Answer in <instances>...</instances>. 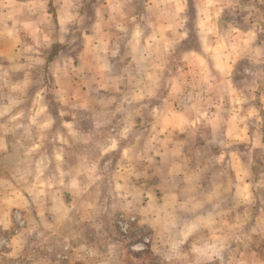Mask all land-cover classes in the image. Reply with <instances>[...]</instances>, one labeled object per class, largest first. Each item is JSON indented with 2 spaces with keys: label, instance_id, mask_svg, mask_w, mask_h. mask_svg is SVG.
<instances>
[{
  "label": "crops",
  "instance_id": "obj_1",
  "mask_svg": "<svg viewBox=\"0 0 264 264\" xmlns=\"http://www.w3.org/2000/svg\"><path fill=\"white\" fill-rule=\"evenodd\" d=\"M76 1L0 0V79H12L15 74L18 79L7 91L26 95L43 76L52 81L68 78L71 84L64 90L70 101L72 98L78 102L77 95L84 94L85 100H81L84 102L78 105L90 113L88 117L93 111L105 116L107 120L99 126H108L112 133L93 138L86 132L79 137L86 148L93 140L99 141L101 159L90 161L87 148L84 164L79 158L78 170L86 174L102 172L105 164L102 158L117 154L116 172L123 170L129 180L124 203L150 208L148 214L152 215L157 214L155 206L168 199L172 206L165 215L173 221L176 206L191 205L187 199L180 201L178 195L187 188V175L196 170L208 172L205 166L177 161L180 157L188 159L191 154L186 153L193 147L197 156L194 132L209 130L208 138L199 136L203 147L215 141L220 133L229 145L244 146V152L233 151L229 156L234 189L238 186L247 190L253 169L246 158L251 156L253 145H259L254 143L263 140L258 128L262 125L260 114L264 112V41H258V34L251 28L236 30L231 24L223 28L222 17L230 13L225 0H192V26L188 0H95L85 24L79 18ZM80 24L82 48L73 54L77 41L70 30ZM222 29L230 35L223 34ZM192 34L198 40L195 48L188 46ZM242 60L260 67L261 78L241 83V79L251 77L245 69H238ZM43 70L47 72L39 76ZM189 76L201 80L208 98L203 103L178 109L174 98L188 86ZM83 80L85 85L80 86ZM43 92L39 88L35 93L37 96ZM98 94L106 99L93 101ZM85 123L98 124L95 120ZM75 125V118L68 121L69 127ZM71 131L77 134L75 128ZM174 132L182 134V142L177 141ZM53 148L63 156L60 146ZM2 152L6 156L12 153L5 138H0V156ZM57 153L39 151L35 157L34 151L25 153V160L0 176V211L7 213L20 208L26 217L30 201L46 194L52 200L50 210H56L59 187L56 185L55 190L54 185L46 183L42 159L51 161ZM75 168L77 164L76 173ZM197 184L202 186H196L197 189L204 190V182ZM207 184L216 185L211 181ZM220 186H212L210 190H219ZM220 201L229 210H204L192 218L186 228L188 233L181 232L182 245L194 234L210 230L214 235L220 234L217 227L223 221L222 216L224 219L227 213L231 221L234 213L231 198L222 197ZM191 224L195 227L190 226V230ZM180 249L166 253H179Z\"/></svg>",
  "mask_w": 264,
  "mask_h": 264
},
{
  "label": "rangeland",
  "instance_id": "obj_2",
  "mask_svg": "<svg viewBox=\"0 0 264 264\" xmlns=\"http://www.w3.org/2000/svg\"><path fill=\"white\" fill-rule=\"evenodd\" d=\"M188 1L192 26L193 3L192 0ZM225 1L230 13L226 12L223 16V28L230 24L236 30L251 28L258 34V41H264V0ZM76 2L81 23L85 24L96 1ZM80 27L82 24L70 30V35L77 41L73 54L82 48ZM222 33L230 35L226 29H222ZM196 40L195 37L191 38L189 48L197 46ZM238 69L251 73V77L241 79V83L244 80L247 84L253 83L261 78L260 67L250 66L245 60L238 63ZM46 72L39 71V76ZM17 79L15 74L12 79H0V138L7 139L12 151L11 155L6 156L2 152L0 156V176L8 174L19 161L25 160V153L34 151L32 157L39 151L44 154H50L51 151L57 153L53 147L60 146L63 156L57 153L51 161L42 159V174L46 183L50 187L54 185L55 190L58 185L60 192L55 211L54 208L50 210L52 200L48 194L30 201L27 218L20 208H13L7 213L0 211V264H104L108 260H111L109 264H264V112L259 117V123L262 124L259 128L263 130L258 128L263 133V136L260 134L262 143L260 140L254 143L259 145H253L251 156L246 158L253 169L252 183L247 190L238 186L234 189L232 182L235 176L231 172L232 158L229 156L233 151L244 152V146L229 145L220 133L215 141L203 147L199 143V136L208 138L209 130L194 132L198 141L197 156L193 147L191 153H186L191 154L188 159L180 157L177 162L205 166L208 172L199 173L196 170L187 175V188L178 195L180 201L187 199L191 205L176 206L172 221L165 215L172 206L168 199L164 200V204L155 206L157 214L153 212L152 215L148 214L150 208L124 203L129 180L123 170L116 172L117 154L102 158L105 160L102 172L86 174L78 170L81 166L79 158L83 163L87 148L90 161L101 159L99 141L93 140L86 148L85 142L79 140L80 134L88 132L93 138H100L112 132L108 126H99V123L107 120L100 111H93L88 117L90 113L79 107L78 103L85 100L84 94L77 95L78 102L72 98L70 101V95L64 90L71 84L68 78H55L52 81L50 77L43 76L26 95L7 91L6 88ZM200 81L196 77H188L189 85L182 89L176 100L174 98L178 109L181 108L179 100L188 92V88L201 93L199 101H192H206L208 93ZM80 84L85 85L84 80ZM257 86L259 93L261 84ZM39 88L44 92L36 96L35 92ZM57 89L62 92L57 93ZM103 99L106 98L98 94L93 101ZM74 118L75 127H69L68 121ZM86 120H95L98 124L86 126ZM74 128L76 135L74 131L70 132ZM174 136L178 142H182L181 133L174 132ZM209 181L216 185H208ZM198 182H204V190L197 189L196 186L202 187ZM178 184L181 185V182ZM218 185H221L219 190H210V187ZM222 197L231 198V209L234 210L231 221L227 213L224 219L221 215L223 221L217 231L222 235H214L212 230L205 231L190 236L182 245L181 232H186L192 218L204 210H229L230 207L220 201ZM215 201L220 203L216 204ZM190 226L195 227L193 224ZM179 248V253H166Z\"/></svg>",
  "mask_w": 264,
  "mask_h": 264
},
{
  "label": "built area",
  "instance_id": "obj_3",
  "mask_svg": "<svg viewBox=\"0 0 264 264\" xmlns=\"http://www.w3.org/2000/svg\"><path fill=\"white\" fill-rule=\"evenodd\" d=\"M189 85V83H188ZM188 92L183 95V97L180 98L179 100V106L180 107H189L194 101L191 99H195L196 101H199L201 98V93L199 91H193L192 89L188 88Z\"/></svg>",
  "mask_w": 264,
  "mask_h": 264
},
{
  "label": "trees",
  "instance_id": "obj_4",
  "mask_svg": "<svg viewBox=\"0 0 264 264\" xmlns=\"http://www.w3.org/2000/svg\"><path fill=\"white\" fill-rule=\"evenodd\" d=\"M224 18L225 17H222V22L224 21ZM193 37H195L193 34L190 36V39L188 40V41H190L191 40V38H193ZM195 39H196V37H195ZM196 41H198V40H196Z\"/></svg>",
  "mask_w": 264,
  "mask_h": 264
}]
</instances>
